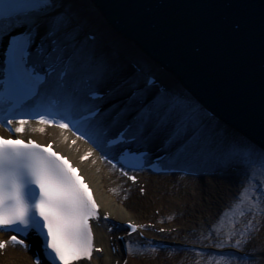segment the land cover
Instances as JSON below:
<instances>
[{"label": "snow or ice", "instance_id": "1", "mask_svg": "<svg viewBox=\"0 0 264 264\" xmlns=\"http://www.w3.org/2000/svg\"><path fill=\"white\" fill-rule=\"evenodd\" d=\"M80 35L77 16L62 0H0V126L12 125L24 109L47 112L52 105L57 111L47 114L53 119L40 113L41 124L67 129L63 120L69 119L102 149L120 145L125 155L140 152L148 157L150 146L161 137L166 152L177 145L182 152L199 147L202 141L205 145L211 142L206 123L211 125L212 120L202 117L200 109L186 98L154 90V81L147 77L133 73L125 86H112L101 94L103 86L121 76L124 67L97 59L92 51L82 62ZM121 96L125 99L112 104L111 111L102 108L107 100ZM57 116L62 117L58 123ZM18 123L9 131L24 132L27 121ZM252 154L243 140L233 141L213 162L228 167L242 157L252 164ZM259 155L264 162V149ZM261 187L257 184L256 190ZM251 199L252 205L241 215L264 216V196ZM98 207L78 169L51 145L0 136V230L35 233L48 264H73L92 258L89 221L100 219ZM247 224L251 226L252 220ZM130 229L136 232V225ZM10 240L28 247L16 235ZM6 247L7 242H0V251Z\"/></svg>", "mask_w": 264, "mask_h": 264}, {"label": "water", "instance_id": "2", "mask_svg": "<svg viewBox=\"0 0 264 264\" xmlns=\"http://www.w3.org/2000/svg\"><path fill=\"white\" fill-rule=\"evenodd\" d=\"M220 122L264 149V0H91Z\"/></svg>", "mask_w": 264, "mask_h": 264}, {"label": "bare ground", "instance_id": "3", "mask_svg": "<svg viewBox=\"0 0 264 264\" xmlns=\"http://www.w3.org/2000/svg\"><path fill=\"white\" fill-rule=\"evenodd\" d=\"M65 1H68L73 11H75L74 14L77 16L80 32L82 33L85 30H94V33L99 36L97 37L99 39H97L96 42H88L84 37H82V35H80L81 41L84 42L81 45V60L83 61L84 58V62H86L89 51H92L97 59H108L110 61H114L116 64L122 65L124 67V72L121 76L110 80L109 83H114L115 81H125L131 77L132 74L127 66V61L136 58L141 63L144 62L141 57L138 58L137 56H134L136 54H141L140 50H138L139 47L133 42L124 40L122 36L115 32V30L109 26V23L101 11L91 0ZM145 63L148 62L146 61ZM155 67L158 68L157 66ZM167 73L168 72L166 71V74ZM168 81H170V79ZM182 93L185 92L183 91ZM120 99L124 100V96L119 98V100ZM111 106L109 107L110 111ZM200 115L202 116V112ZM20 119L21 118H16L14 120L15 127L19 126L18 121ZM26 121L27 123L24 125V132L17 134L33 136L42 142L54 141L60 151L69 155L75 164L79 165L83 169V172L95 187L98 200L102 205L103 214H111L110 221L104 222L101 220L100 222H102V225L96 227V243L97 246H103L104 251L102 253H94L90 260L81 262L80 264H116L117 260H120L119 263L121 262L126 255L121 249L116 253L112 252L110 243L115 241V239L111 240L110 237L114 236L115 238L119 233H123L124 230L122 228V224L124 221L136 219L135 217H130L132 210H135L139 215L143 216L146 215V213L150 214V208L152 205L156 204L158 207H161L162 215L164 214L163 217L169 218L170 215H173L175 212L182 214L185 217L191 216L193 220L192 222L197 227L198 221H201L200 219L203 217L198 216V214L213 210L216 207V204H218V200L221 199L216 194L218 190L219 193H223L224 197V195L228 196L233 194L238 189L237 188L236 191H234L233 188L237 185H233L229 181L222 180L221 178L212 177L211 179L203 181L201 178L198 179L192 175L185 176L181 179H175V175L171 174L155 175L148 180V192L145 196L146 200L145 198L138 196L133 190H131L129 199L124 200L122 199L120 191L121 184L124 179L117 174L114 175V179L108 178V174L110 173H108L104 162L101 161L99 149L96 145L89 142L85 143L79 138L77 139L67 129H62L58 126L50 127L47 124H41L40 122ZM212 121L214 122V120ZM213 122L211 125L206 123V127L209 129L211 134V141L217 138L216 136L218 135L215 132L216 129H212V127L214 126L215 128L220 129L219 127L221 125L217 122V127V125H214ZM41 128L44 129L43 132L40 131ZM233 135L235 136L236 133H233ZM221 136L224 138L225 135H218L219 139ZM225 137L226 139H230V137ZM71 138H75V142L73 144H70L69 140ZM232 140L244 141L243 138H236V136L235 138L233 137ZM209 143L205 145L202 141L199 147L194 149L189 148L187 151H184V153L186 155L189 152L190 158H193L195 163L203 162L201 166L205 167L208 159L204 153L208 152ZM201 148L204 150L201 151ZM84 157L87 158L85 159ZM111 186H113V190L110 189ZM217 187H219V189H216ZM175 221L177 223L174 226L180 225L179 229L176 232L171 231L167 236L173 235L177 237L179 232H186L187 229H185L184 226H181L182 223L179 222L180 220L178 217H175ZM118 224L120 226L116 229ZM110 225H114L115 229L112 232H107V227ZM140 241L141 240L139 238H135L134 236L128 238V242L131 244H137ZM213 241L217 240H211V242ZM142 242L144 241H141V243ZM113 245H116V243ZM131 249L133 251V248ZM173 249V255H171L172 257L170 256L171 259L169 260L172 264L185 263V258L187 256L192 257V255H196L194 252L191 254V250L189 248L183 247V249H180L175 247ZM132 251H129L130 254H128L130 258L133 257ZM33 254L34 253L30 250H18L16 247L9 248L5 252L4 257L0 256V264H34ZM202 255H212L211 250L202 251L201 256ZM224 255L226 254L223 253L220 256L217 255L216 257L223 258ZM259 255H264V252L259 253L254 257H258ZM179 261L181 263H178ZM207 262L208 259L203 260L202 263L206 264Z\"/></svg>", "mask_w": 264, "mask_h": 264}, {"label": "rangeland", "instance_id": "4", "mask_svg": "<svg viewBox=\"0 0 264 264\" xmlns=\"http://www.w3.org/2000/svg\"><path fill=\"white\" fill-rule=\"evenodd\" d=\"M245 172L241 178V182L239 181L233 184L237 185L233 188L234 191L238 188L236 192L228 196L224 195V197L223 193H219V190L216 192L221 199L218 200V204H216L213 210L198 214V216L203 217H201V221H198L197 227L192 222L191 216L185 217L177 212L170 215L169 219L166 220L165 217L161 216V207H158L156 204L150 208V214L146 213V215L141 216L135 210H132L130 217H139L144 221L157 220L159 226L170 225L173 231L180 226H174L177 223L175 217H178L179 222L182 223L181 226L189 230L188 232L183 231L179 233L178 237L182 238L184 242L193 243L199 247L191 251V254L194 252L196 255H192V257L187 256L185 258L186 262L182 264H204L202 262L206 259H208L206 264H264V255H259L251 259H242L234 254H226L223 258L216 257L217 255H221L216 250L225 249H237L241 252H247L249 255H257L264 252V216L259 214L255 215V217L241 215V213H245L252 205V197L264 196V187H261L262 189L260 191L256 190L257 184L264 185V168L253 166L246 169ZM250 183L251 186H249ZM246 188L248 189L247 192L244 191ZM216 189H219V187ZM135 193L145 198L140 195L139 186L135 187ZM241 197L243 198L238 199ZM249 219L252 220L251 226L247 224ZM233 225H235V229H233ZM230 232L231 237L229 238ZM239 233L243 234L241 235ZM211 240L217 241L211 242ZM173 241L176 242L178 240L174 238ZM238 241L239 244H237ZM200 248L210 249L212 255L201 256V252L204 250L201 251ZM141 251L140 253L132 254L133 257L130 258L128 264H172L169 262L171 259L170 256L173 255L172 251L149 252L142 249ZM0 256L4 257V252L0 253ZM178 263L181 262L179 261Z\"/></svg>", "mask_w": 264, "mask_h": 264}]
</instances>
